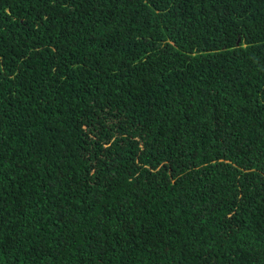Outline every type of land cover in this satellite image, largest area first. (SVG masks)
I'll return each mask as SVG.
<instances>
[{
	"label": "trees",
	"instance_id": "obj_1",
	"mask_svg": "<svg viewBox=\"0 0 264 264\" xmlns=\"http://www.w3.org/2000/svg\"><path fill=\"white\" fill-rule=\"evenodd\" d=\"M0 264H264V0H0Z\"/></svg>",
	"mask_w": 264,
	"mask_h": 264
}]
</instances>
